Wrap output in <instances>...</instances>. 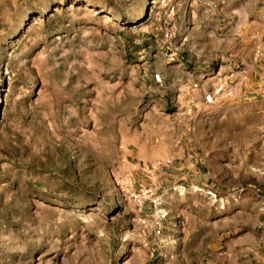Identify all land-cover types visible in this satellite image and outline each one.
<instances>
[{
    "label": "rangeland",
    "instance_id": "374dc122",
    "mask_svg": "<svg viewBox=\"0 0 264 264\" xmlns=\"http://www.w3.org/2000/svg\"><path fill=\"white\" fill-rule=\"evenodd\" d=\"M263 242L264 0H0V264Z\"/></svg>",
    "mask_w": 264,
    "mask_h": 264
},
{
    "label": "built area",
    "instance_id": "2783aa9c",
    "mask_svg": "<svg viewBox=\"0 0 264 264\" xmlns=\"http://www.w3.org/2000/svg\"><path fill=\"white\" fill-rule=\"evenodd\" d=\"M156 80H159L158 75H155ZM230 89H228L223 82H217L212 89L202 93L201 101L204 106H212L216 103V97L220 95H229Z\"/></svg>",
    "mask_w": 264,
    "mask_h": 264
},
{
    "label": "crops",
    "instance_id": "0c3cea01",
    "mask_svg": "<svg viewBox=\"0 0 264 264\" xmlns=\"http://www.w3.org/2000/svg\"><path fill=\"white\" fill-rule=\"evenodd\" d=\"M241 101L242 100H240V103H241ZM243 102V101H242ZM240 103H237V108L239 107V106H242L243 105V103L241 104V105H239ZM239 105V106H238ZM263 244H264V242H263ZM256 264H264V253L262 254V255H260L259 256V258L257 259V261H256Z\"/></svg>",
    "mask_w": 264,
    "mask_h": 264
}]
</instances>
